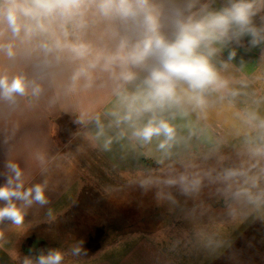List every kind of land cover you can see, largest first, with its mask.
Segmentation results:
<instances>
[{
    "label": "crops",
    "instance_id": "crops-1",
    "mask_svg": "<svg viewBox=\"0 0 264 264\" xmlns=\"http://www.w3.org/2000/svg\"><path fill=\"white\" fill-rule=\"evenodd\" d=\"M201 3L219 9L227 0ZM261 16L264 10L254 18L257 26ZM247 48L245 37L243 47L231 44L218 53L216 66L229 84L207 94L205 108L193 110L185 97L188 115L173 110L177 140L167 154L158 147L162 137L143 143L130 130L119 136L125 126L113 123L111 113L121 109L109 73L97 70L90 88L81 80L72 91L76 64L66 61L41 75L35 55L26 56L19 44L14 59L0 54V75L25 76L42 86L39 96L29 89L13 101L0 98V186L14 176L11 162L19 166L24 188L42 184L48 200L24 208L20 225L0 223V264H24L26 258L35 264L50 249L64 253L62 264H264V157L251 154L264 121V45ZM232 49L236 57L227 61ZM220 157L230 162L223 173L194 168ZM240 168L257 178L255 185L225 178L227 170ZM169 174L199 183L181 190L175 216L155 217L152 205L136 201V182L151 185L152 178Z\"/></svg>",
    "mask_w": 264,
    "mask_h": 264
},
{
    "label": "clouds",
    "instance_id": "clouds-1",
    "mask_svg": "<svg viewBox=\"0 0 264 264\" xmlns=\"http://www.w3.org/2000/svg\"><path fill=\"white\" fill-rule=\"evenodd\" d=\"M262 10L264 0H227L219 9L201 0H0V54L14 59L19 44L26 56L35 55L41 75L66 61L76 64L70 77L72 91L81 80L90 88L97 70L109 73L117 82L114 94L121 109L111 113L113 123L117 128L125 126L119 136L130 130L131 137L143 143L162 137L158 147L167 154L177 140L176 126L171 122L175 119L173 110L188 115L182 107L185 97L193 110L203 109L207 94L228 88L229 81L215 63L218 53L231 44L243 47L245 37L246 50L264 45V16L259 26L254 23ZM236 54L230 50L227 61ZM221 66L228 64L221 62ZM128 85H135V90L128 91ZM29 89L33 96L42 92L36 80L0 75V98L13 101ZM232 95L238 93L233 91ZM166 112L171 115L165 117ZM97 124L98 135H103L99 118ZM260 126L264 127V121ZM111 143L108 138L104 148ZM251 154L264 157V147ZM7 167L14 176L0 186V201L5 202L0 207V223L8 220L20 225L24 208L48 203L45 186L25 189L19 166L10 162ZM248 172L229 169L225 178L243 177L245 183L255 185L257 178ZM181 182H185L184 177ZM198 183L193 181L192 186ZM14 201H21V206ZM73 251L80 254L79 248ZM63 260V252L50 249L40 253L35 264H62ZM24 264L33 261L26 258Z\"/></svg>",
    "mask_w": 264,
    "mask_h": 264
},
{
    "label": "rangeland",
    "instance_id": "rangeland-1",
    "mask_svg": "<svg viewBox=\"0 0 264 264\" xmlns=\"http://www.w3.org/2000/svg\"><path fill=\"white\" fill-rule=\"evenodd\" d=\"M260 105L264 106V102H262ZM255 119L258 120L257 117ZM258 139H260V142L257 143V148L264 147V127H262V133L261 131L259 132ZM225 162L228 165L230 163L226 160L225 157L217 158L216 161L203 160V161H199V163L196 164L194 168L197 170H201V169L211 170L217 167L218 169L222 170L223 173V168H224L223 164ZM248 163H249L248 166L254 165L255 161H248ZM195 179L198 180L197 177L194 178L192 176L189 177L187 175L185 176V182L182 183L179 177L169 174L161 177L157 176L152 178L151 185H148V183L146 182L145 183L136 182L135 199L136 201H141L147 205H152V210H153L152 215L155 217L164 216V215L175 216V210H176L175 207L182 203L181 190L192 187V182L196 181ZM201 181L202 180H200V182ZM244 208L245 207L240 209L238 212H240L241 210L243 212L245 210ZM247 210H250V206L249 209L247 208ZM120 237L121 236H119L118 238Z\"/></svg>",
    "mask_w": 264,
    "mask_h": 264
}]
</instances>
